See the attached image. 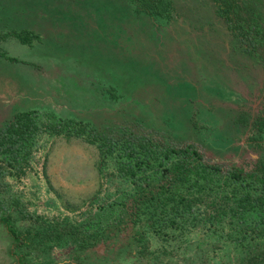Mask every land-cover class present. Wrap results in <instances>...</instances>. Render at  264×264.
Masks as SVG:
<instances>
[{
  "label": "rangeland",
  "instance_id": "obj_1",
  "mask_svg": "<svg viewBox=\"0 0 264 264\" xmlns=\"http://www.w3.org/2000/svg\"><path fill=\"white\" fill-rule=\"evenodd\" d=\"M252 4L264 19V0ZM174 6L169 20L131 0H0V49L33 59L24 65L0 56V125L3 111L48 108L39 110L43 117L54 112L100 129L193 142L213 161H256L260 152L247 144L248 132L237 120L264 109V47L256 55L242 51L234 23L215 0H174ZM24 27L43 41L29 47L10 35ZM99 159L98 148L84 138L40 132L22 171L5 173L1 195L18 198L26 213L46 220L79 222L125 186L112 161L99 171ZM17 224L26 229L36 222L18 213ZM200 235L189 237L200 246L162 255L156 264H239L242 250L234 242ZM10 242L0 225V264H13ZM159 245L151 240L152 249ZM71 247L55 245L40 257L77 264ZM106 248L99 244L85 259L98 263Z\"/></svg>",
  "mask_w": 264,
  "mask_h": 264
},
{
  "label": "trees",
  "instance_id": "obj_2",
  "mask_svg": "<svg viewBox=\"0 0 264 264\" xmlns=\"http://www.w3.org/2000/svg\"><path fill=\"white\" fill-rule=\"evenodd\" d=\"M131 1L152 17H173L174 0ZM215 2L234 23L238 47L256 55L264 47V19L252 10V0ZM240 21L244 28L237 25ZM10 35L29 46L43 41L40 32L28 27L13 29ZM0 56L24 62L1 49ZM237 123L248 132L247 144L260 152L256 161H213L193 142L172 143L157 134L128 128L100 129L89 120L54 112L44 117L36 109L16 112L0 125V182L8 169L22 171L36 137L46 131L67 139L84 138L95 145L100 153L99 171L112 161L125 186L98 212L76 223L68 217L50 221L26 213L18 198L6 200L0 191V225L11 238L8 253L13 264H54L40 254L66 244L72 246L77 264H92L84 253L101 243L107 248L95 264H156L162 255L200 246L189 240L194 232L203 240L216 236L234 242L242 250L239 264H264V109L256 115L241 114ZM18 213L36 225L21 229ZM152 239L159 242L157 249H152Z\"/></svg>",
  "mask_w": 264,
  "mask_h": 264
},
{
  "label": "crops",
  "instance_id": "obj_3",
  "mask_svg": "<svg viewBox=\"0 0 264 264\" xmlns=\"http://www.w3.org/2000/svg\"><path fill=\"white\" fill-rule=\"evenodd\" d=\"M18 40V39H17ZM29 46V45H28ZM34 46V45H33ZM29 47H31V46H29ZM24 62H23V64L25 65L27 62L26 61H33V59L32 60H23ZM29 70V69H28ZM36 110H43V109H48V108H43V109H41V108H35ZM29 110H31V109H29ZM22 111V110H21ZM3 112H6L4 115H3V120H8L9 118H11L14 114H11V112L9 113V111L8 110H6V111H3ZM2 120V121H3Z\"/></svg>",
  "mask_w": 264,
  "mask_h": 264
}]
</instances>
